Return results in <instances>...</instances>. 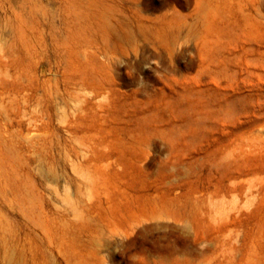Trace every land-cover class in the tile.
Returning <instances> with one entry per match:
<instances>
[{
  "label": "rangeland",
  "instance_id": "1",
  "mask_svg": "<svg viewBox=\"0 0 264 264\" xmlns=\"http://www.w3.org/2000/svg\"><path fill=\"white\" fill-rule=\"evenodd\" d=\"M0 264H264V0H0Z\"/></svg>",
  "mask_w": 264,
  "mask_h": 264
}]
</instances>
